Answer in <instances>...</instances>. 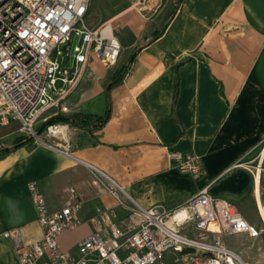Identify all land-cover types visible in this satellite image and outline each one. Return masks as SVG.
Returning a JSON list of instances; mask_svg holds the SVG:
<instances>
[{
	"label": "crops",
	"instance_id": "crops-1",
	"mask_svg": "<svg viewBox=\"0 0 264 264\" xmlns=\"http://www.w3.org/2000/svg\"><path fill=\"white\" fill-rule=\"evenodd\" d=\"M158 1L148 0L145 9L128 1L131 6L104 22L114 32L122 16L123 28L136 35L135 21L142 19L143 28L148 21L131 10H150ZM173 9L164 33L140 49L108 91L114 73L144 41L121 44L113 66L89 58L74 88V113L107 114V120L92 131L63 124L68 142L60 146L73 157L26 145L0 159V264H19L12 241L3 237L6 230L20 227L28 243L42 238L28 191L32 180L51 210L64 204L67 188L82 201L78 227L58 237L60 249L73 258L86 235L105 236L108 222L122 223L136 205L173 208L205 186L250 224L264 225L261 177L242 163L264 140V0H181ZM169 150L198 156L203 174L195 179L180 172ZM87 164L122 187L124 196L118 200L93 184ZM240 235H224L222 242Z\"/></svg>",
	"mask_w": 264,
	"mask_h": 264
},
{
	"label": "built area",
	"instance_id": "built-area-1",
	"mask_svg": "<svg viewBox=\"0 0 264 264\" xmlns=\"http://www.w3.org/2000/svg\"><path fill=\"white\" fill-rule=\"evenodd\" d=\"M91 1L0 0V128L17 122L33 145L68 157L71 152L60 146L68 142L67 134L56 133L61 125L49 124L39 133V123L69 112V95L90 57L113 66L121 52L110 21L97 26L87 22ZM128 1L147 8L148 0ZM168 156L180 172L195 179L203 174L195 154L169 150ZM87 166L93 184L118 200L124 196L122 187L94 165ZM28 191L42 238L25 242L20 227L3 233L12 241L19 264H165L168 252L183 253L188 264H244L222 237L243 233L257 238L262 233L232 202L205 186L173 208L136 205L122 223L108 222L105 236L86 235L73 258L60 249L58 237L79 225L82 201L75 189L65 190L67 198L55 210L49 209L36 180L28 183Z\"/></svg>",
	"mask_w": 264,
	"mask_h": 264
},
{
	"label": "rangeland",
	"instance_id": "rangeland-1",
	"mask_svg": "<svg viewBox=\"0 0 264 264\" xmlns=\"http://www.w3.org/2000/svg\"><path fill=\"white\" fill-rule=\"evenodd\" d=\"M177 0H161L158 1L150 10H139L138 8H133L131 12L137 17H142L147 20V26L143 28L142 19L135 21L138 28V33L134 35L132 30L123 28L124 17H118L115 21L114 34L117 35L122 45L126 43H133L138 45L142 41L149 39L151 36V31L153 29H160L168 20V14L174 8ZM132 4L127 0H94L91 4L89 10V17L87 22L91 26H96L104 22L110 16H112L119 9L124 6H131ZM76 89V88H75ZM69 95V112L66 114H72L78 108L74 106V91ZM63 125V124H60ZM42 123H39L38 128H40ZM6 134L0 131V142H10L14 137L20 136L18 125L16 123L7 125ZM57 141V140H55ZM242 163L244 167L250 172L257 173L261 177V191L262 197H264V140L260 141L248 154L243 158ZM259 225V224H258ZM262 229V233L257 238H251L247 234L240 235L234 238L233 242L226 241L224 243L231 248H233L236 253L240 256L244 264H264V225H259ZM237 236V235H236ZM165 264H188V259L182 254H168L166 257Z\"/></svg>",
	"mask_w": 264,
	"mask_h": 264
},
{
	"label": "trees",
	"instance_id": "trees-1",
	"mask_svg": "<svg viewBox=\"0 0 264 264\" xmlns=\"http://www.w3.org/2000/svg\"><path fill=\"white\" fill-rule=\"evenodd\" d=\"M180 1L181 0L176 1L175 7L179 4ZM174 9L172 13L174 12ZM165 28L166 26H164L160 30L153 31L149 39H146L141 45L134 49L128 61L112 76V79L108 84L107 91L111 87L122 81L140 49L143 48L145 45L157 40L164 33ZM106 120L107 114H105L104 116H96L91 113L82 112L72 114H57L56 116H52L51 118H49L43 126L38 128V132L41 133L45 126L55 123L68 124L72 127H76L81 130L92 131L101 127L106 122ZM26 145H33V141L31 137L23 135L16 137L11 143L0 142V159L5 157L9 152Z\"/></svg>",
	"mask_w": 264,
	"mask_h": 264
},
{
	"label": "bare ground",
	"instance_id": "bare-ground-1",
	"mask_svg": "<svg viewBox=\"0 0 264 264\" xmlns=\"http://www.w3.org/2000/svg\"><path fill=\"white\" fill-rule=\"evenodd\" d=\"M67 132V129L66 127H64L63 125H61L59 128H58V131L56 133H61V134H65Z\"/></svg>",
	"mask_w": 264,
	"mask_h": 264
},
{
	"label": "water",
	"instance_id": "water-1",
	"mask_svg": "<svg viewBox=\"0 0 264 264\" xmlns=\"http://www.w3.org/2000/svg\"><path fill=\"white\" fill-rule=\"evenodd\" d=\"M76 38H77V35L74 36L73 43H72V47H73L74 44H75Z\"/></svg>",
	"mask_w": 264,
	"mask_h": 264
}]
</instances>
